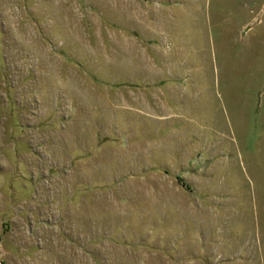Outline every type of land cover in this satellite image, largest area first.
Here are the masks:
<instances>
[{
	"label": "rangeland",
	"instance_id": "374dc122",
	"mask_svg": "<svg viewBox=\"0 0 264 264\" xmlns=\"http://www.w3.org/2000/svg\"><path fill=\"white\" fill-rule=\"evenodd\" d=\"M0 264H264V0H0Z\"/></svg>",
	"mask_w": 264,
	"mask_h": 264
}]
</instances>
